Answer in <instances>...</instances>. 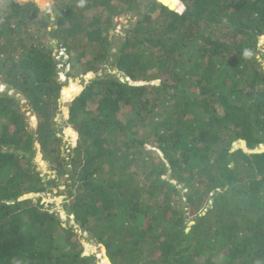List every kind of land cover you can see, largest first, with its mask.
Listing matches in <instances>:
<instances>
[{
  "label": "trees",
  "instance_id": "trees-1",
  "mask_svg": "<svg viewBox=\"0 0 264 264\" xmlns=\"http://www.w3.org/2000/svg\"><path fill=\"white\" fill-rule=\"evenodd\" d=\"M141 4L0 0V80L14 92H0V264H97L43 203L59 184L36 171L37 146L69 177L66 213L104 264H264V0ZM56 51L69 79L119 75L66 97L79 137L67 157Z\"/></svg>",
  "mask_w": 264,
  "mask_h": 264
},
{
  "label": "rangeland",
  "instance_id": "rangeland-1",
  "mask_svg": "<svg viewBox=\"0 0 264 264\" xmlns=\"http://www.w3.org/2000/svg\"><path fill=\"white\" fill-rule=\"evenodd\" d=\"M36 1L42 10L46 11L47 13H53V4L56 0H34ZM142 2L141 4V12H145L146 10V4L148 0H139ZM19 2H27V0H19ZM132 16V14L127 15L126 17L118 18L116 19L115 23V29L112 32V38L114 40L115 45H117V42L119 39L123 38L125 36L126 30L132 28V26L136 23L137 17ZM153 17H156V15H153ZM53 21V19H52ZM264 47V37L260 39V45ZM58 53V61L60 60L61 64L59 65L60 69V75L59 79L61 80L62 84L65 85L62 93H61V111L58 115V124L59 127L62 130V134L64 136V144H65V152L63 153L65 157L68 156L70 149L69 148H74L77 146L78 143V134L75 131L74 127L67 122L68 119V108L67 104L74 100L77 96H79L86 88L87 85H89L90 81L96 79V77L104 75L105 72L110 73L113 72L112 74H116V70L112 71V69H109V67H104V71H98L97 73H89L81 76L80 78L76 79H69L65 73L62 71L63 63L65 58L62 60L63 51H56ZM115 52V50H114ZM113 52V53H114ZM261 54H264V49L261 50ZM260 57V56H258ZM261 58V57H260ZM262 62V66L264 67V59H260ZM117 77H119L118 74H116ZM79 89V93L71 99H66V97H71L74 95L75 91ZM0 92L1 93H6L8 92L9 95H13L14 92L8 90L7 86H4L2 81L0 80ZM65 94V96H64ZM18 96V95H17ZM23 105H26V116L28 117V125L31 131H36L37 126H38V119L36 118L35 114L33 113L32 110H30V106L28 103L23 99ZM28 106V107H27ZM130 118V114L128 111L124 110L123 113L121 114V119L123 121H127ZM244 141H238L235 142L232 146L233 151L237 150H243L244 152L248 153L251 151L247 144ZM151 147V146H150ZM153 147V146H152ZM151 147V148H152ZM263 148V147H261ZM259 147V149H261ZM38 152L37 155L35 156V159L33 163L36 165V171L40 174L41 177L46 178L47 180H56L59 184L58 189L55 187H50L49 191L46 193L45 198L43 199V203L45 204L46 208L52 212V213H57L62 221L64 222V225L70 226V227H75L76 232L78 236L80 237L81 243L83 245V253L85 256L89 255H95L97 258V264H104L103 263V253L101 251V247L99 245H96L93 243L92 240H88L89 237L86 233H83L79 227L76 226L74 223V217L73 216H68L66 213L65 205H66V198L67 196L64 194L66 189V179H68V176L64 177H57L56 173L52 171V168L50 164L44 160V157L42 153L40 152V147L37 146ZM153 156L156 154H152ZM57 191V193H56Z\"/></svg>",
  "mask_w": 264,
  "mask_h": 264
},
{
  "label": "bare ground",
  "instance_id": "bare-ground-1",
  "mask_svg": "<svg viewBox=\"0 0 264 264\" xmlns=\"http://www.w3.org/2000/svg\"><path fill=\"white\" fill-rule=\"evenodd\" d=\"M139 21V20H138Z\"/></svg>",
  "mask_w": 264,
  "mask_h": 264
},
{
  "label": "clouds",
  "instance_id": "clouds-1",
  "mask_svg": "<svg viewBox=\"0 0 264 264\" xmlns=\"http://www.w3.org/2000/svg\"><path fill=\"white\" fill-rule=\"evenodd\" d=\"M64 55V54H63Z\"/></svg>",
  "mask_w": 264,
  "mask_h": 264
}]
</instances>
